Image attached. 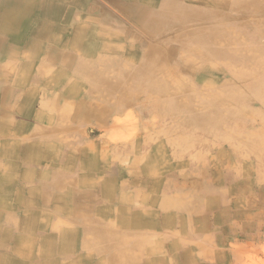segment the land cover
<instances>
[{"label":"crops","instance_id":"crops-1","mask_svg":"<svg viewBox=\"0 0 264 264\" xmlns=\"http://www.w3.org/2000/svg\"><path fill=\"white\" fill-rule=\"evenodd\" d=\"M25 1L27 26L0 33V264L252 255L264 168L182 120L192 110L170 96L141 93L135 0Z\"/></svg>","mask_w":264,"mask_h":264},{"label":"bare ground","instance_id":"bare-ground-1","mask_svg":"<svg viewBox=\"0 0 264 264\" xmlns=\"http://www.w3.org/2000/svg\"><path fill=\"white\" fill-rule=\"evenodd\" d=\"M158 2V0H135L125 12L134 27L154 40L148 51H142L141 59L135 61L134 66H129L130 74L134 72L133 74L141 80V93L156 95L158 104L160 99L162 102L166 96H170L176 107L185 111L192 110L183 115L182 120L187 121L188 115V120L193 124L205 128L216 126V130L233 114L238 113L242 116L246 108L251 115L257 114L259 110L252 108L254 101H258L261 108H264V58H260L264 56V45L260 44L261 39L264 40V21H259L255 16L257 12L264 17V1L163 0L162 3ZM31 9L28 7V10ZM26 12L25 0H0V33L8 32L9 27H26L27 20L24 18ZM248 29L251 30L246 32L245 30ZM240 31L252 36V41L248 43ZM131 52L136 51L131 50ZM173 60L178 61L176 66L180 69L192 64L205 72L218 73L221 78L213 84L216 87L221 85L219 83L221 79L224 80L223 85L235 83V87L220 90L218 96L196 93L191 88L192 93L177 98V95L180 97L186 93V86L189 85L185 84V81L191 80L182 77H180L181 81L176 80L177 77L174 76L176 73H173L175 69L170 65ZM218 67L220 70H217ZM195 85L191 83V86L195 87ZM222 97L230 98L235 104L231 106L224 99L221 100ZM209 134L212 137L217 134L222 136L224 132L211 131ZM246 136L245 140L249 146H252L251 136ZM222 137L232 142L236 138L237 142L243 141L240 135L232 133L224 134ZM258 146L264 145L256 143L251 148L256 150L255 147Z\"/></svg>","mask_w":264,"mask_h":264},{"label":"rangeland","instance_id":"rangeland-1","mask_svg":"<svg viewBox=\"0 0 264 264\" xmlns=\"http://www.w3.org/2000/svg\"><path fill=\"white\" fill-rule=\"evenodd\" d=\"M255 16H256V19H258L259 21H262V20L264 21V17H262V15H259L257 12L255 13ZM250 30L251 29H248L245 31L248 32ZM240 32L244 35L245 40L248 43L252 41L253 39L252 36H249V35L247 36L245 34L246 32H242V31ZM142 35H144L145 37L142 38L139 35H136V36H137V41L140 42L142 46L146 47L145 49L143 47L144 50L142 51L144 52L146 50L147 51L149 50V48L151 47L150 45L154 42V40L147 34L142 33ZM254 36L256 37L255 34ZM261 40L262 41H260V44L264 45V40L263 39ZM260 58H264V56H261ZM173 67L175 69L173 73H176V75L174 76L175 78L177 77L176 80L181 81L180 77H182L183 79L191 80L188 82L185 81V84L189 85V86H186V88L189 90L193 88V90L196 93H206L208 95L218 96L220 94V90L227 88V87H235V83L223 85V81H224L223 79H221V81L219 82L221 85L217 87L213 85L218 81V78H221V76H219V74L215 73L214 71L205 72L203 70L195 68L192 64L185 65L183 69L182 68L180 69L175 65H173ZM217 70H220L219 67ZM192 82L196 84L195 87L191 86ZM240 85L242 84L240 83ZM222 99H224V101L229 103L231 106L235 104L228 97H225V98L222 97L221 100ZM252 108H256L257 110H259L258 113L251 115V113L248 112V108L243 110L245 113H243L242 116L238 115V113L233 114L231 112V114L233 115L227 121H223L221 123V126H219V127H224V129H217V130H220V131H217L215 128L216 126H212L213 130H210L209 132L211 131L218 132V133L224 132V134L232 133L235 135H240L243 138L242 142H237L238 141L237 138L236 140L232 142L222 137L223 139H225L224 147H226L228 151L232 152L235 156H237L238 159H240L241 161L243 160L242 163L246 159L245 161H249L253 163L254 165H258V167L264 168V146L255 147L256 150L251 148L255 146L256 143H262L264 145V108H261V105L260 103H258V101H254ZM216 112H219V111H216ZM235 115H237L238 117ZM187 121H188V115H187ZM245 135H247L246 137L251 136L250 144H252V146H249L248 142L245 140ZM227 139H229V137ZM259 147H261V149H258ZM255 250L253 251L252 255L245 257V259L242 260L241 264H264V240L261 241L259 244H257V247Z\"/></svg>","mask_w":264,"mask_h":264}]
</instances>
